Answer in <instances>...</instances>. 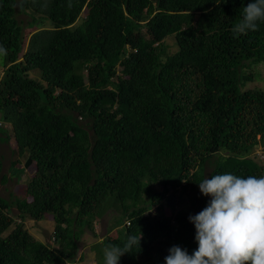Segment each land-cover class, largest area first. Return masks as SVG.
<instances>
[{"label":"trees","instance_id":"trees-1","mask_svg":"<svg viewBox=\"0 0 264 264\" xmlns=\"http://www.w3.org/2000/svg\"><path fill=\"white\" fill-rule=\"evenodd\" d=\"M250 2L0 0V144L16 146L11 169L33 167L31 201L0 197V264H75L110 213L97 264L129 234L140 246L119 264L198 249L189 217L210 203L198 185L207 166L208 178L264 176L253 157L264 90L242 88L262 73L264 21L232 31ZM2 171L0 152L5 183ZM46 217L55 229L42 242L24 223Z\"/></svg>","mask_w":264,"mask_h":264},{"label":"clouds","instance_id":"clouds-1","mask_svg":"<svg viewBox=\"0 0 264 264\" xmlns=\"http://www.w3.org/2000/svg\"><path fill=\"white\" fill-rule=\"evenodd\" d=\"M258 21H264V0H252L244 7L232 31L236 35L256 31ZM0 53L6 54L2 46ZM263 153L259 143L254 156L264 162ZM198 185L202 195L211 197L204 210L189 217L196 229L198 249L189 255L174 246L165 264H264V176L216 174ZM141 238L142 234H129L123 247L105 245L104 264H119L125 253L140 246Z\"/></svg>","mask_w":264,"mask_h":264},{"label":"rangeland","instance_id":"rangeland-1","mask_svg":"<svg viewBox=\"0 0 264 264\" xmlns=\"http://www.w3.org/2000/svg\"><path fill=\"white\" fill-rule=\"evenodd\" d=\"M20 20H24V22L28 21V16L19 15L18 16ZM29 38V37H28ZM27 38V39H28ZM168 41L171 42L172 46L169 47L171 51H175L176 47L173 45L172 39H169ZM1 58V57H0ZM257 68H260V71L262 72L260 76H258L255 80L251 82H247L246 84H243L242 88L243 91L247 90H264V63L261 66H257ZM253 69H249L247 72H252ZM256 73V72H255ZM32 77H37V74H31ZM16 146L12 141L7 143L0 144V152L1 156L3 158V171L2 174L6 175L8 181L5 183L2 182V179H0V197H3L4 199H7L10 201V203L16 202L18 199L22 202L25 201V203L31 201L30 196L27 194V182L31 176L30 173L32 169H24V168H14L11 169V161L13 160L14 155L12 153H15ZM264 154V153H263ZM255 157V156H253ZM258 163L260 162L259 159H255ZM32 164L28 167L30 168ZM23 169L24 173H26V176H22L24 173H21L20 171ZM212 170L211 165H208L205 171L206 178L209 177V174ZM29 175V177H28ZM23 177V178H22ZM21 178V179H20ZM20 179V181L18 180ZM19 204L18 206H14L12 211L14 215L19 214L18 207H21L23 204ZM113 214L116 215L117 212L113 211ZM166 214H169V211L166 210ZM112 218V214H108L104 217V219L99 223L97 227V237H95L90 231H86L85 236H83V239L80 242V251L78 254L83 256V259L77 261L75 264H97V255L96 252L93 249V245L97 242H101L102 239L108 234L107 230L110 227L109 221ZM16 221L20 222V219L16 216ZM24 226L27 228V230L34 236L35 239L40 240L42 242H49L53 238L52 232L55 229V224L52 221L51 217H46L45 219H42L41 221H35L33 219H28L25 221ZM121 229L114 230L111 235L116 236L117 234H121Z\"/></svg>","mask_w":264,"mask_h":264},{"label":"water","instance_id":"water-1","mask_svg":"<svg viewBox=\"0 0 264 264\" xmlns=\"http://www.w3.org/2000/svg\"><path fill=\"white\" fill-rule=\"evenodd\" d=\"M260 145H261L262 148H264V140H262V141L260 142ZM30 163H31V160L28 159V161H27L26 164H25V167L27 168V167L30 165Z\"/></svg>","mask_w":264,"mask_h":264}]
</instances>
